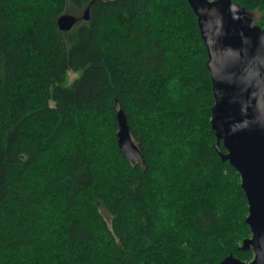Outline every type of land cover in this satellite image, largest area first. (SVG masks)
Returning <instances> with one entry per match:
<instances>
[{
  "label": "trees",
  "instance_id": "obj_1",
  "mask_svg": "<svg viewBox=\"0 0 264 264\" xmlns=\"http://www.w3.org/2000/svg\"><path fill=\"white\" fill-rule=\"evenodd\" d=\"M233 1L264 26V0ZM207 59L188 0H0V264L252 259Z\"/></svg>",
  "mask_w": 264,
  "mask_h": 264
},
{
  "label": "water",
  "instance_id": "obj_2",
  "mask_svg": "<svg viewBox=\"0 0 264 264\" xmlns=\"http://www.w3.org/2000/svg\"><path fill=\"white\" fill-rule=\"evenodd\" d=\"M188 1L207 47L215 97L211 118L218 139L215 147L241 174L249 205L246 222L252 234L244 239L241 249H252L254 255L243 260L229 254L220 264H264V26L233 0ZM88 15L86 9L84 17ZM78 19L64 13L58 26L68 31ZM117 119L121 151L144 165L124 109L118 110Z\"/></svg>",
  "mask_w": 264,
  "mask_h": 264
},
{
  "label": "rangeland",
  "instance_id": "obj_3",
  "mask_svg": "<svg viewBox=\"0 0 264 264\" xmlns=\"http://www.w3.org/2000/svg\"><path fill=\"white\" fill-rule=\"evenodd\" d=\"M72 14H73V13H72ZM253 16H254L256 19H258V17H259V13H258L257 11H255V12L253 13ZM75 75H76L75 72H71V73H70V77H71V78H73Z\"/></svg>",
  "mask_w": 264,
  "mask_h": 264
}]
</instances>
